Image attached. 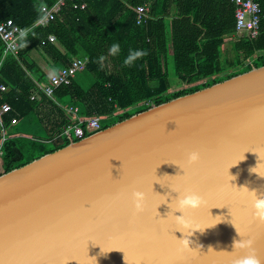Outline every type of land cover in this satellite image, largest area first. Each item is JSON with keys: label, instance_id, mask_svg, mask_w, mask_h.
I'll list each match as a JSON object with an SVG mask.
<instances>
[{"label": "water", "instance_id": "obj_1", "mask_svg": "<svg viewBox=\"0 0 264 264\" xmlns=\"http://www.w3.org/2000/svg\"><path fill=\"white\" fill-rule=\"evenodd\" d=\"M68 136L0 174V264H264L250 195L264 197V64ZM193 150L201 159L190 165ZM168 185L203 197L185 210L184 232ZM133 188L146 194L140 213Z\"/></svg>", "mask_w": 264, "mask_h": 264}, {"label": "trees", "instance_id": "obj_2", "mask_svg": "<svg viewBox=\"0 0 264 264\" xmlns=\"http://www.w3.org/2000/svg\"><path fill=\"white\" fill-rule=\"evenodd\" d=\"M258 1L263 13L260 34L232 39L236 21L230 0H86L85 8H74L73 1L66 0L45 26L35 23L42 15L41 7L54 0H0V20L11 19L28 29L15 53L5 51L0 38V83L6 85L0 90V105L11 107L0 116V131L6 134L0 174L68 144L64 129L69 124L78 122L85 128L86 119L97 115L100 129L105 128L152 104L263 65L264 6ZM145 2L149 3L148 19L138 24L135 7ZM49 34L56 43L46 39ZM114 43L121 49L116 56L109 52ZM32 49H40L54 72L71 58L87 56L79 77L89 75L92 84L84 86L75 76L69 84L55 88L56 102L42 91L32 99L37 83L49 79L29 54ZM130 49L147 55L125 66ZM170 65L182 85L173 90ZM71 105L77 107L73 115L65 109ZM90 133L85 130L84 136ZM69 134L77 139L73 129Z\"/></svg>", "mask_w": 264, "mask_h": 264}, {"label": "built area", "instance_id": "obj_3", "mask_svg": "<svg viewBox=\"0 0 264 264\" xmlns=\"http://www.w3.org/2000/svg\"><path fill=\"white\" fill-rule=\"evenodd\" d=\"M73 6L84 8L86 6L85 0H71ZM235 5V36L237 38L250 37L255 38L260 34V21L263 16L262 9L258 0H230ZM66 0H54V3L50 6L43 5L41 7L42 15L36 21L35 25L45 26L47 22L53 20L60 8L65 4ZM148 3L140 4L135 7L136 18L138 23L146 22L148 19ZM27 29H24L13 23L11 19L0 20V38L5 45V51L16 52L19 39L26 33ZM48 41L56 43V37L53 34L47 35ZM45 40L41 41L44 44ZM88 58L86 56L75 57L70 60L64 67L58 72H53L49 75L48 82L37 83V89L31 93V98L34 99L37 96L38 91H42L47 97L54 98V90L61 84H69L71 80L76 76V73L82 71ZM6 85L0 83V90H5ZM8 103H2L0 105V116L10 110ZM77 107H69L68 114L72 115L76 112ZM15 122V119H12ZM80 122V121H79ZM100 128V117L93 115L86 119L85 128H83L78 122L69 124L64 129V132L69 134V130L73 129L74 136L81 138L84 136L85 130L95 131ZM0 157L2 154L1 144L6 137L5 131H0Z\"/></svg>", "mask_w": 264, "mask_h": 264}, {"label": "clouds", "instance_id": "obj_4", "mask_svg": "<svg viewBox=\"0 0 264 264\" xmlns=\"http://www.w3.org/2000/svg\"><path fill=\"white\" fill-rule=\"evenodd\" d=\"M120 51H121V49H120V45L118 43L112 44L110 46V48H109V52L113 56L118 55L120 53ZM143 55H147V52L146 51H141V50H132V49H130L129 52H128V55L124 59L123 63H124L125 66H129L134 61H136L138 58L142 57ZM102 59H103V57H101V60ZM200 159H201V155H200L199 151L193 150V151H190L188 153L187 162L190 165L196 164L197 162L200 161ZM171 163L177 164V165H179V167L181 169H183V173L182 174L181 173H177L174 176H177V175L182 176V175H184V173H185V168L184 167H182L179 163H175V162H171ZM254 168L255 167L250 168L249 171L250 172H254L253 171ZM170 176H173V175H170ZM169 188L171 189V191L177 193V195L175 197H173L176 200L177 206L173 209L171 204L169 203V207L171 208L170 212H172L174 214L178 210L179 212L182 213V215H175L174 214L175 219L173 220V222L179 225V227L174 228V229H179L181 232H184L183 231L184 225L180 222V220L184 216L185 210L197 207L202 202L203 197H202V195L199 192L191 190V189H185L184 191H180L179 189L172 188L170 186H169ZM250 195L252 197V206L257 210L258 214H260L261 216H264V197H257L255 195V193H251ZM129 198H130L132 210H133L134 213H140V212H142L144 210L143 206L146 203V194L142 190H140L138 188H133L131 190V192H130ZM166 202H167V200L159 203L157 205V208H158V206L160 204L166 203ZM168 214H169V212H168ZM168 214H167L166 217H162V216H160L159 212L157 211V215L161 219L167 218ZM101 251L104 252L102 249H101ZM71 260H75V259H71ZM243 264H257L256 257H254V256L247 257L243 261Z\"/></svg>", "mask_w": 264, "mask_h": 264}, {"label": "crops", "instance_id": "obj_5", "mask_svg": "<svg viewBox=\"0 0 264 264\" xmlns=\"http://www.w3.org/2000/svg\"><path fill=\"white\" fill-rule=\"evenodd\" d=\"M85 2H86V0H85ZM54 3V2H53ZM52 3V4H53ZM146 3V2H145ZM262 3H263V6H264V0H262ZM51 4V5H52ZM86 5H87V2H86ZM148 5H149V3H148ZM74 7V6H73ZM78 7H80V6H78ZM74 8H77V7H74ZM81 8V7H80ZM85 8V7H84ZM136 21H137V18H136ZM138 23V22H137ZM143 23H145V22H143ZM138 24H141V23H138ZM24 29H27V28H24ZM28 30V29H27ZM232 37H230V38H228L227 39V42H229V40L231 41L232 39H235V38H237L236 36H235V33L233 34V38L231 39ZM42 41V40H41ZM57 42V41H56ZM229 47V44L227 43V44H225L224 46H223V49L224 50H226L227 48ZM29 54L31 55V57L33 58V60L42 68V70L48 75V78H49V75L51 74V73H53L54 71H53V69H52V67L50 66L51 65V61H49L42 53H41V51H40V49H32V50H30V52H29ZM87 57V56H86ZM75 58V57H74ZM88 58V57H87ZM71 59H73V58H71ZM70 59V60H71ZM249 61H251L250 59L248 60V62ZM70 62V61H69ZM68 62V63H69ZM84 70V69H83ZM80 72V71H79ZM79 74H81V73H79ZM79 74L78 75H76V77H78L79 76ZM173 79L174 80H176L175 81V83L176 84H179V81H178V79H175V77H173Z\"/></svg>", "mask_w": 264, "mask_h": 264}, {"label": "rangeland", "instance_id": "obj_6", "mask_svg": "<svg viewBox=\"0 0 264 264\" xmlns=\"http://www.w3.org/2000/svg\"><path fill=\"white\" fill-rule=\"evenodd\" d=\"M105 66H106V68H107V70H111L110 69V66L107 64V63H105ZM81 72V71H80ZM80 72H77L76 73V75H78ZM78 78H79V80H80V82L84 85V86H89V85H91L92 84V82H93V79H92V77H90L89 75H85V77H79L78 76ZM169 79H170V83H171V90H173V89H177V88H180L181 86L179 85V84H176L175 83V81L176 80H174L173 79V71H172V65H170V76H169ZM179 81V80H178ZM180 82V81H179ZM49 98V97H48ZM52 99V98H51ZM54 99H56V98H54ZM53 100V99H52ZM53 101H55L56 102V100H53ZM66 102L67 103H69L68 102V100H66ZM57 105H58V102H57ZM69 107H73L72 105L71 106H67L65 109H66V112L68 113V108ZM73 115V114H72ZM66 128V127H65ZM100 129V128H99ZM98 130V129H97ZM93 132V131H92ZM78 139V138H77Z\"/></svg>", "mask_w": 264, "mask_h": 264}]
</instances>
